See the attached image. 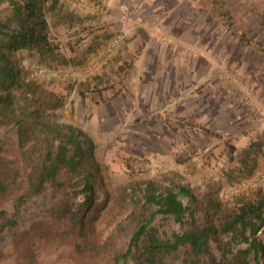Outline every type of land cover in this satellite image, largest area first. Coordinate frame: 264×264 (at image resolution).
Here are the masks:
<instances>
[{"label":"rangeland","instance_id":"rangeland-1","mask_svg":"<svg viewBox=\"0 0 264 264\" xmlns=\"http://www.w3.org/2000/svg\"><path fill=\"white\" fill-rule=\"evenodd\" d=\"M45 10L57 58L38 67L24 53L20 65L63 98L57 121L94 141L108 201L86 243L73 233L33 244L23 235L22 249L14 230L0 234V264H115L146 183L222 197L231 191L222 172H236L251 143L261 144L252 181L264 189V0H45ZM0 144L19 155L12 128L0 130ZM39 204L17 232L49 219ZM153 225L164 238L183 230L168 216ZM185 257L182 249L167 263Z\"/></svg>","mask_w":264,"mask_h":264},{"label":"trees","instance_id":"trees-1","mask_svg":"<svg viewBox=\"0 0 264 264\" xmlns=\"http://www.w3.org/2000/svg\"><path fill=\"white\" fill-rule=\"evenodd\" d=\"M1 6L0 130L15 131L19 155H9L0 144V234L14 230L22 249L28 246L23 235L33 244L73 233L86 243L108 201L95 143L83 131L57 121L54 111L63 98L28 80L19 60L29 53L38 67H46L57 58L48 37L45 0H0ZM231 150L233 154L236 149ZM260 150L259 142L251 143L240 151L236 172H222L231 189L222 197L207 191L198 199L185 186L160 189L146 183L140 190V218L115 264H168L182 249V264H264V241L259 237L264 189L252 181ZM48 194L54 204L46 203ZM38 201V214L49 219L37 217L26 231L17 232L23 213ZM158 215L171 217L182 232L164 238L153 225ZM66 221L68 228H63Z\"/></svg>","mask_w":264,"mask_h":264},{"label":"built area","instance_id":"built-area-1","mask_svg":"<svg viewBox=\"0 0 264 264\" xmlns=\"http://www.w3.org/2000/svg\"><path fill=\"white\" fill-rule=\"evenodd\" d=\"M40 74L42 75V73L40 72Z\"/></svg>","mask_w":264,"mask_h":264}]
</instances>
